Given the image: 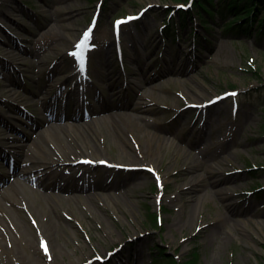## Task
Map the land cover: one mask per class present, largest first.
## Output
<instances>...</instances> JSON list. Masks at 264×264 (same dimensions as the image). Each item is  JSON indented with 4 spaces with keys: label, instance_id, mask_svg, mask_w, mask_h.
Segmentation results:
<instances>
[{
    "label": "rangeland",
    "instance_id": "obj_1",
    "mask_svg": "<svg viewBox=\"0 0 264 264\" xmlns=\"http://www.w3.org/2000/svg\"><path fill=\"white\" fill-rule=\"evenodd\" d=\"M197 4L198 0H0V180H5L4 186L18 179L15 174L18 168L13 169L9 161L6 163L4 151L15 150L20 156H28L27 147L20 149L23 132L32 134L28 137L31 141L45 130L32 128L48 119L44 104L49 95L33 96L31 92H38L46 84L55 63L60 64L62 72L54 73L52 81L56 87L50 95L58 85L64 86L55 102L61 119L52 123L66 128L104 121L107 123L104 129L109 132L99 143L105 146L108 163L90 166L75 159L59 163V172L74 168L69 187L71 178L89 170L85 183L94 181L96 188L60 192L62 203L54 204L62 226L57 233L46 226L48 235L44 237L38 225L47 222L40 217V205L31 206L21 200L28 205L23 212H33L26 223L31 232L27 231L25 237L32 238L44 252L41 258L24 244L25 239L6 223L0 212V245L7 246V236L14 237L22 256L20 262L11 253L0 251V264H35L34 260L39 258L44 264H152L163 259L160 251L174 257L178 264H186L193 252L197 264H264V171L261 169L264 167V34L254 33L256 23L243 35L226 31L225 25L233 17L224 20L220 16L221 0H212V6L208 4L211 16H202ZM1 11L9 15L3 18ZM132 16L135 19L119 24L117 29L114 27L117 19ZM93 20L96 22L87 40L88 48L94 50L100 45L110 49L109 65L105 64L104 52L88 51L85 62L73 51L75 40L82 38ZM50 26L54 27L50 29ZM51 45L53 49L43 51ZM8 46L16 47L15 52L23 60L11 58L14 49ZM67 49H71L70 55L63 53ZM31 50L33 54L29 53ZM176 64L178 67H174ZM78 65L84 66L82 77L90 81V86L85 84L76 89L78 76L70 77L77 73ZM180 66L183 71H179ZM166 67L174 73L168 72L150 85H144L142 77L131 74L149 71V78H153V74L167 71ZM107 72H110L109 80L105 76ZM119 82L140 84V88L134 87L137 95L152 99L148 101L149 113L132 110L127 113L145 116L151 122L155 120V128L164 129V136L174 142L162 149L155 164L157 170L120 171L114 157L123 145L115 137L110 121L113 115L124 111L111 109L97 115L91 112L103 105L115 108L119 104L114 100L105 105L99 99L108 98L111 84ZM10 89L18 97L9 96L6 91ZM75 94L80 101L79 114L84 115L81 121L74 119L78 114L73 104ZM22 96L28 97V101H22ZM129 96L124 97L123 104L131 101ZM195 98L217 104L201 107ZM117 123L121 126L123 122ZM202 128L205 132L200 147L206 148L209 158L213 156L210 165L216 177L206 170H196L195 174L200 175L205 185L198 192L201 198L188 202L186 185L191 172L187 163L182 164L185 153L177 158L176 155L179 148L188 150L193 145ZM131 129L136 139L131 137ZM131 129L123 133L136 152L139 147L136 141L141 146L148 142L141 138L135 125ZM6 144L14 147H5ZM41 144L48 150L47 144ZM96 144L91 145L103 152ZM154 144L155 141L151 142ZM53 154L59 158L57 151ZM90 157L95 159L93 155ZM135 157L140 160L141 155ZM17 160L19 156L14 161ZM157 171L159 178L155 177ZM108 176L123 184L100 190ZM17 184L22 186L21 181ZM217 188L221 189L220 194H215ZM35 190L41 192L39 188ZM87 194L95 201L83 200ZM110 196L114 206L105 200ZM17 197L20 198L18 194ZM222 197L231 202L234 213L227 214ZM149 213H159L157 227L153 226ZM225 216H228L226 223Z\"/></svg>",
    "mask_w": 264,
    "mask_h": 264
},
{
    "label": "bare ground",
    "instance_id": "obj_2",
    "mask_svg": "<svg viewBox=\"0 0 264 264\" xmlns=\"http://www.w3.org/2000/svg\"><path fill=\"white\" fill-rule=\"evenodd\" d=\"M1 15L4 17L8 16L9 14L7 12H2ZM54 26H50V29H52ZM119 37V36H118ZM131 37H134V34L131 33ZM84 39V37H79L74 42V48L77 49L76 45L80 43V41ZM131 38L128 37V40L130 41ZM88 40V38H87ZM87 40L84 46H82V49H77V51H83V53L86 55L88 51L90 53H93L94 51L96 53H102L104 52L105 55H107L106 63L107 65L111 64L110 58L112 57V51L110 49L102 48L100 45H98L94 50L87 49ZM62 41V40H61ZM134 44V43H133ZM132 44V45H133ZM8 48H11L8 46ZM58 46L55 45V49L58 50ZM61 48V47H60ZM14 49L13 53L11 54V58H14L16 61H19L20 59L23 60L15 51H17L16 47L11 48ZM53 49L52 45L48 46L47 48L43 49V51ZM61 51V50H58ZM26 53V52H25ZM28 53V52H27ZM29 53L33 54V51H29ZM65 55L71 54V49H67L66 51H63ZM141 56L139 55V60ZM59 63H55L52 68L49 70V77L46 82V84L40 88L38 92H31L33 96H38L39 93L49 95L45 99V96L43 99H45L46 107L48 108L47 112H49L48 119L46 121H43L41 124L37 125L36 129L39 127L45 128L44 131L39 133L35 138H33L31 141H27V145L25 147L28 148V156H24L22 154L19 158V160L15 163V167L18 169L16 174V177L18 178L16 181H13L8 185H5V180H0V212L3 213L5 220L9 226H11L17 234H20L21 239H25L23 242L25 245L29 246L32 250V252L35 254V256L42 257L41 253H44L41 249H39L32 240V238L25 237V233L27 231L31 232V229L26 225V223L29 221L30 218L33 217V212L27 211V214L23 212V210H27V204H24L21 202V200L28 201L31 206L33 203H37L41 207V219L45 218L47 225L40 222L39 228H41L42 232H44V237H47L48 230L46 229V226H49L52 231L57 233L58 229H62L61 223L59 221V218L56 214V206L60 203H62V197H60V192H86L92 188H96V183L94 185V181L90 182L89 184L85 183V176H89V170H82L77 176L71 178L72 186L69 187V176L71 172L74 170H67L59 172L61 160L68 161V159H75L77 160V163H88L90 166L98 163H108V159L105 152V146L100 145V140L103 138L105 133H109L106 128L107 123L101 122L99 123H93V124H86L84 123L80 127H62L59 124H54L52 122L59 121L61 117L56 116L54 114V109L56 105V100L58 99V95L60 94L64 84H60L57 86V90L55 93L50 95V91L52 88L56 87L55 82L52 81V77L54 76V73H61L62 68L60 67ZM106 65V68L108 67ZM178 67V64H176L174 67ZM167 71H162L161 73L153 74L152 76H148L149 71H141V74L137 73H131L135 77L139 76L143 78V84L144 85H150L156 82L157 80H160L164 77V75L168 72L169 74L174 73L171 71V69H168L166 67ZM77 73H74L70 78L77 75V79L75 81V87L76 89H81L82 87H85V84L89 85L88 81H85L84 77H82V66L78 67ZM182 70V67H179V71ZM183 71V70H182ZM106 78L110 79V72H107ZM53 74V75H52ZM100 74V72H98ZM182 75V74H181ZM116 83L118 80L115 81ZM16 85V82H13ZM140 84H125L124 82H119L118 85L111 84V95L106 97H101L100 102L104 103L106 105V102H113L114 100L117 101L119 104L115 108H108L107 106L98 107V109H92L91 112H93L94 115L104 113L105 111L111 110V109H121L124 112L122 114H116L112 116V119L110 121V124L113 125V128L115 130V137L118 136L121 140V144L123 147L120 146L121 150L119 151L117 157H114L118 168L120 171H127L132 172L134 170H145V169H153L157 170L155 167V164L160 160L161 158V151L164 149V147L173 145L174 142L170 139H167L164 136V129H157L155 128L154 124L157 122L150 121L145 116L139 115V116H133L128 112V110H132L134 112L140 113V114H147L149 113V110L147 109L150 101L148 99L149 97L145 96H138L135 88H140ZM161 90V89H160ZM198 95H201V91L197 89ZM6 93L9 96L17 95V93L14 90H7ZM130 94V96H129ZM76 96L75 103L78 106V96ZM129 96L131 97V101L123 104L124 97ZM20 97V96H19ZM41 98V100H43ZM198 98H195V103L198 106H206L208 103L205 102L204 99L198 101ZM22 101L27 102L28 97L22 96ZM144 100V101H142ZM149 101V103H148ZM217 104H211L212 106H215ZM60 115V113H59ZM84 115L77 114L75 116V120L81 121ZM117 121L123 122L121 126H118ZM132 124L137 127V130L139 131V134L141 138L146 139L148 142L147 145L141 146L138 141V151L133 152L134 145L130 142V140L125 136L123 132L126 131V129H131ZM10 126V124H9ZM102 126V127H101ZM133 129L129 131L132 138H137V136L133 133ZM205 132V128L201 129V135L193 142L192 146H189L188 150H184L182 148H179L177 150L176 158L179 156L180 153H185V159L182 160L183 162L187 163L189 165V172H191V180L187 183V189L189 190V196L190 199L188 202L191 201H198L201 198V195L198 194L200 191V188L204 187V180L200 177L199 174H195L196 170H206L209 175L213 178L216 177V172L213 170L212 166L210 165V161L213 160V156L209 158V156L205 153L206 148L202 149L200 147V143H202V133ZM100 138L98 141L97 139ZM96 139V140H95ZM97 141V142H95ZM154 145H151V142H154ZM47 144L48 150H45L42 147L41 143ZM92 143H97L96 145L98 148L103 151L99 153ZM152 148H150V147ZM23 147V149H25ZM149 147V149L147 148ZM198 147V148H197ZM49 148L50 151H49ZM197 148V149H196ZM195 150V152H194ZM57 151L59 154V158H57V154L54 155L53 152ZM45 153V154H42ZM104 153V154H102ZM140 154L141 158L140 160L136 159L135 155ZM95 156V159L90 156ZM147 157V159H144V157ZM55 156V157H54ZM62 157V159H61ZM175 158V159H176ZM215 158V157H214ZM83 164V163H82ZM14 167V169H15ZM156 178H159L158 171L156 173ZM14 175V172L10 175L11 177ZM94 176L92 175V178ZM91 178V179H92ZM159 180V179H158ZM22 182V186L17 184ZM50 181V184L48 183ZM123 182V181H122ZM219 182L218 180H215V184ZM222 183V182H221ZM123 183H120L110 178L109 176L106 178V180L102 183V185L99 186L100 190L104 189H111L113 187H119ZM216 186V185H215ZM36 188H39L41 192H38L35 190ZM53 189V191H52ZM221 189H216L215 194H220ZM19 195L18 198L17 194ZM76 198H80V196H73ZM48 198L53 205L49 204L48 200L44 199ZM34 199V200H33ZM105 199V198H103ZM46 200V203L44 201ZM85 201H95V198L89 194L85 195ZM82 200V201H83ZM107 201V204L109 206H114V200L113 196H110V198L105 199ZM223 205L225 206V210L227 211V214L234 213L233 205L231 204L228 199H225L222 197ZM43 201V202H42ZM55 204V205H54ZM30 206V207H31ZM194 210V209H193ZM36 212V211H35ZM44 220V219H43ZM224 220H226L224 222ZM228 220V216H225L223 219V222L226 223ZM244 224V223H243ZM26 225V226H25ZM3 228V227H2ZM209 228V227H208ZM3 230H5L3 228ZM5 232V231H4ZM6 233V232H5ZM7 246L0 245V251L5 253H11L12 257L19 260L21 262L22 256L19 251L17 240L14 239V237H8ZM39 260L35 261V264H44V262H41Z\"/></svg>",
    "mask_w": 264,
    "mask_h": 264
},
{
    "label": "trees",
    "instance_id": "obj_3",
    "mask_svg": "<svg viewBox=\"0 0 264 264\" xmlns=\"http://www.w3.org/2000/svg\"><path fill=\"white\" fill-rule=\"evenodd\" d=\"M208 4L212 6V0H198L197 6L200 11L211 15L212 11L207 8ZM220 5L222 7V11L219 13L223 19L227 18L228 16H234V18L229 20L225 25L226 31H235L236 34L250 31V27H252L254 20L260 12L263 15L259 20V26L256 28L257 33L259 34V31L264 28V0H221ZM222 12H225V14L222 15ZM247 23H250L249 27H245V24ZM261 34H263V32H261ZM262 169L264 171V167ZM148 216L153 218V225L154 227H157L156 214L149 213ZM160 253L163 259L155 262L154 264H177L173 257L167 256L161 251ZM186 264H197V256L195 252L192 253V259L187 261Z\"/></svg>",
    "mask_w": 264,
    "mask_h": 264
},
{
    "label": "snow or ice",
    "instance_id": "obj_4",
    "mask_svg": "<svg viewBox=\"0 0 264 264\" xmlns=\"http://www.w3.org/2000/svg\"><path fill=\"white\" fill-rule=\"evenodd\" d=\"M118 23H119V22H118ZM89 31H90V30H89ZM87 37H88V32H85V34H84V39H82V40L80 41V43L76 45L77 49H82V46H84L85 43H86ZM73 55H75V54L73 53ZM42 247H44L43 242H42Z\"/></svg>",
    "mask_w": 264,
    "mask_h": 264
}]
</instances>
